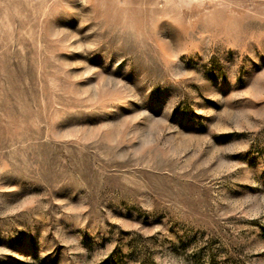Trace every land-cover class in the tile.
Listing matches in <instances>:
<instances>
[{
	"label": "rangeland",
	"instance_id": "obj_1",
	"mask_svg": "<svg viewBox=\"0 0 264 264\" xmlns=\"http://www.w3.org/2000/svg\"><path fill=\"white\" fill-rule=\"evenodd\" d=\"M0 264H264V0H0Z\"/></svg>",
	"mask_w": 264,
	"mask_h": 264
}]
</instances>
